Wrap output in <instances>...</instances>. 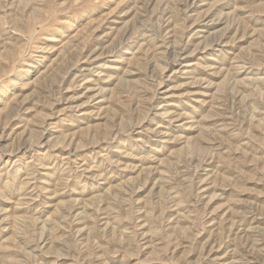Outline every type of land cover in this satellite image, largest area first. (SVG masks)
Returning <instances> with one entry per match:
<instances>
[{
	"label": "rangeland",
	"instance_id": "obj_1",
	"mask_svg": "<svg viewBox=\"0 0 264 264\" xmlns=\"http://www.w3.org/2000/svg\"><path fill=\"white\" fill-rule=\"evenodd\" d=\"M0 264H264V0H0Z\"/></svg>",
	"mask_w": 264,
	"mask_h": 264
}]
</instances>
